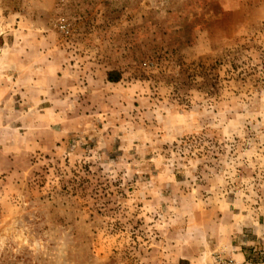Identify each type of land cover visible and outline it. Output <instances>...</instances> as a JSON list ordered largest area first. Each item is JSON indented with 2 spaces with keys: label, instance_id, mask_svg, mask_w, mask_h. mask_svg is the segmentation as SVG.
Returning <instances> with one entry per match:
<instances>
[{
  "label": "rangeland",
  "instance_id": "1",
  "mask_svg": "<svg viewBox=\"0 0 264 264\" xmlns=\"http://www.w3.org/2000/svg\"><path fill=\"white\" fill-rule=\"evenodd\" d=\"M0 89V264L264 263V0H0Z\"/></svg>",
  "mask_w": 264,
  "mask_h": 264
},
{
  "label": "built area",
  "instance_id": "2",
  "mask_svg": "<svg viewBox=\"0 0 264 264\" xmlns=\"http://www.w3.org/2000/svg\"><path fill=\"white\" fill-rule=\"evenodd\" d=\"M212 264H264V263H261V261L255 262L248 259L238 260L234 258L217 256Z\"/></svg>",
  "mask_w": 264,
  "mask_h": 264
},
{
  "label": "trees",
  "instance_id": "3",
  "mask_svg": "<svg viewBox=\"0 0 264 264\" xmlns=\"http://www.w3.org/2000/svg\"><path fill=\"white\" fill-rule=\"evenodd\" d=\"M109 80L116 82L117 81V74L115 73H109Z\"/></svg>",
  "mask_w": 264,
  "mask_h": 264
},
{
  "label": "crops",
  "instance_id": "4",
  "mask_svg": "<svg viewBox=\"0 0 264 264\" xmlns=\"http://www.w3.org/2000/svg\"><path fill=\"white\" fill-rule=\"evenodd\" d=\"M6 93V91H4ZM2 98V89H0V99ZM2 114V111L0 110V115Z\"/></svg>",
  "mask_w": 264,
  "mask_h": 264
}]
</instances>
